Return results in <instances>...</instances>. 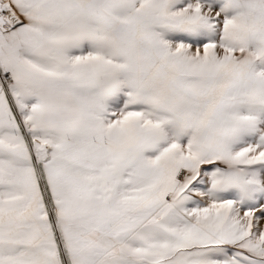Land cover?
<instances>
[{
	"label": "snow or ice",
	"instance_id": "1",
	"mask_svg": "<svg viewBox=\"0 0 264 264\" xmlns=\"http://www.w3.org/2000/svg\"><path fill=\"white\" fill-rule=\"evenodd\" d=\"M0 264H264V0H0Z\"/></svg>",
	"mask_w": 264,
	"mask_h": 264
}]
</instances>
